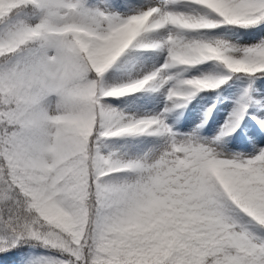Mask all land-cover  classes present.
I'll return each instance as SVG.
<instances>
[{"label":"snow or ice","instance_id":"snow-or-ice-1","mask_svg":"<svg viewBox=\"0 0 264 264\" xmlns=\"http://www.w3.org/2000/svg\"><path fill=\"white\" fill-rule=\"evenodd\" d=\"M0 264H264V0H0Z\"/></svg>","mask_w":264,"mask_h":264},{"label":"rangeland","instance_id":"rangeland-1","mask_svg":"<svg viewBox=\"0 0 264 264\" xmlns=\"http://www.w3.org/2000/svg\"><path fill=\"white\" fill-rule=\"evenodd\" d=\"M226 115H227V112L222 110L221 112L217 113L216 120L219 121V122H223V118Z\"/></svg>","mask_w":264,"mask_h":264}]
</instances>
